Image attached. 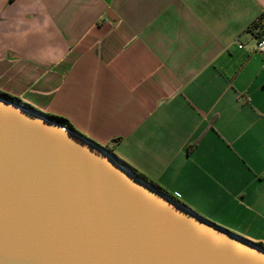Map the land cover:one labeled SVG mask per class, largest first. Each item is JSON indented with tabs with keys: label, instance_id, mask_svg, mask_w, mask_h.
Listing matches in <instances>:
<instances>
[{
	"label": "crops",
	"instance_id": "1",
	"mask_svg": "<svg viewBox=\"0 0 264 264\" xmlns=\"http://www.w3.org/2000/svg\"><path fill=\"white\" fill-rule=\"evenodd\" d=\"M263 13L264 0H0V92L264 247Z\"/></svg>",
	"mask_w": 264,
	"mask_h": 264
},
{
	"label": "water",
	"instance_id": "2",
	"mask_svg": "<svg viewBox=\"0 0 264 264\" xmlns=\"http://www.w3.org/2000/svg\"><path fill=\"white\" fill-rule=\"evenodd\" d=\"M0 100V264H264L263 246L205 219L106 147Z\"/></svg>",
	"mask_w": 264,
	"mask_h": 264
},
{
	"label": "built area",
	"instance_id": "3",
	"mask_svg": "<svg viewBox=\"0 0 264 264\" xmlns=\"http://www.w3.org/2000/svg\"><path fill=\"white\" fill-rule=\"evenodd\" d=\"M256 26L253 27L254 33H256V43L254 50L256 52H264V13L254 21Z\"/></svg>",
	"mask_w": 264,
	"mask_h": 264
},
{
	"label": "trees",
	"instance_id": "4",
	"mask_svg": "<svg viewBox=\"0 0 264 264\" xmlns=\"http://www.w3.org/2000/svg\"><path fill=\"white\" fill-rule=\"evenodd\" d=\"M254 26H256V24H254V23H252V25H251V28H253ZM255 35H256V33H254ZM0 96L1 97H4V98H6V99H9V100H14L15 98H13V97H11V96H9V95H7V94H5V93H1L0 92ZM50 119H52L53 121H55L56 123H58V124H61V125H65L66 124V120L65 119H63V118H61V117H56V116H53V115H47ZM70 127H72V126H70ZM73 128V127H72ZM131 169H132V171H134V173H136L138 176H140L141 178H143V179H145V180H147V181H149L143 174H141V173H139L136 169H134L133 167H130ZM150 183H152V184H154L157 188H159L160 190H162L163 192H165L159 185H157V184H155V183H153V182H151V181H149ZM166 193V192H165ZM169 195V194H168ZM171 196V195H170ZM171 197H173V196H171ZM174 199H176L175 197H173ZM176 200H178V199H176ZM179 201V200H178ZM181 202V201H180ZM182 203V202H181Z\"/></svg>",
	"mask_w": 264,
	"mask_h": 264
},
{
	"label": "bare ground",
	"instance_id": "5",
	"mask_svg": "<svg viewBox=\"0 0 264 264\" xmlns=\"http://www.w3.org/2000/svg\"><path fill=\"white\" fill-rule=\"evenodd\" d=\"M0 101H2V100H0ZM9 105H11V106H13V107H15V108H17V109H20V110H22V111H24V112H26V113H30L29 111H27V110H25V109H23V108H20L19 106H17V105H15V104H13V103H11V104H9ZM31 114V113H30ZM41 119H43V118H41ZM43 120H45V119H43ZM127 171V170H126Z\"/></svg>",
	"mask_w": 264,
	"mask_h": 264
}]
</instances>
